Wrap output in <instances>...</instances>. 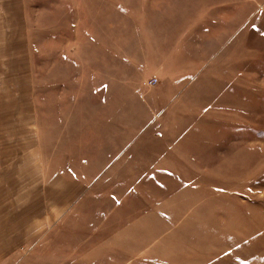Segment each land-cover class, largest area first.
I'll return each mask as SVG.
<instances>
[{
	"label": "rangeland",
	"instance_id": "obj_1",
	"mask_svg": "<svg viewBox=\"0 0 264 264\" xmlns=\"http://www.w3.org/2000/svg\"><path fill=\"white\" fill-rule=\"evenodd\" d=\"M21 23L0 264H264V0H21Z\"/></svg>",
	"mask_w": 264,
	"mask_h": 264
},
{
	"label": "crops",
	"instance_id": "obj_2",
	"mask_svg": "<svg viewBox=\"0 0 264 264\" xmlns=\"http://www.w3.org/2000/svg\"><path fill=\"white\" fill-rule=\"evenodd\" d=\"M21 24V0H0V68L3 69L2 73H13L12 75H15L14 69L21 64ZM27 64L29 66L28 72L31 73V61H28ZM30 98L31 94L28 95V101ZM32 98L35 101L34 95ZM33 159L36 165V154L29 161ZM78 190H80L79 187H76V193ZM68 198L70 197L65 192L64 196L62 194L60 198L57 197L54 202L52 201V204L47 207L49 210L44 208L47 211L42 215L40 213V216H37L38 218L35 217L37 224L39 226L54 225L58 220L61 221L66 217L74 207V204L70 203Z\"/></svg>",
	"mask_w": 264,
	"mask_h": 264
},
{
	"label": "built area",
	"instance_id": "obj_3",
	"mask_svg": "<svg viewBox=\"0 0 264 264\" xmlns=\"http://www.w3.org/2000/svg\"><path fill=\"white\" fill-rule=\"evenodd\" d=\"M155 82H156V80H155Z\"/></svg>",
	"mask_w": 264,
	"mask_h": 264
}]
</instances>
